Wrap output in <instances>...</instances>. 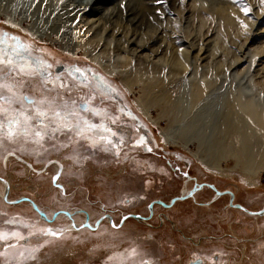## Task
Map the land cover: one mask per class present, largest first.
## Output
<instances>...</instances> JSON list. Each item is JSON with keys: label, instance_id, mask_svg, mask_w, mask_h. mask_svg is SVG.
Instances as JSON below:
<instances>
[{"label": "rangeland", "instance_id": "rangeland-1", "mask_svg": "<svg viewBox=\"0 0 264 264\" xmlns=\"http://www.w3.org/2000/svg\"><path fill=\"white\" fill-rule=\"evenodd\" d=\"M188 1L185 4L187 9L199 5L198 0ZM200 4L203 7L209 5L202 0ZM244 4L252 11L246 16L241 6L235 3L242 17L229 31L222 29V22L209 13L200 21L190 11L184 15L194 24L192 37L186 39L182 34H170L169 29L158 36L164 39L163 42L148 43L142 60L170 62L173 56H187L192 65L185 75L179 77L180 80L172 83L171 89L164 92L158 88L145 100L152 109L153 119L160 121L157 127L136 105L143 93L139 82L130 83L135 88H132L134 92H129L119 75H106L101 64L91 62L82 47L75 54L65 52L54 39L33 38L25 27L12 26L0 18V30L22 35L23 42L31 43L46 56L91 66L124 98L155 145L154 152H144L147 158L143 162L138 159L123 163L111 158L110 152H103L102 146L92 147L74 134L71 139L69 135L68 139L65 136L60 140L46 138L42 148L6 140L0 148V177L12 183L8 196L11 200L17 201L25 196L48 217L57 211H69L79 227L87 220L92 227H96L98 221L99 225L96 229L82 227L76 230L73 222L63 215L55 220L52 218V222L46 221L27 201L5 202L2 197L5 187L0 183V231L18 232L25 237L23 240L11 237L0 241V252L7 253L6 257H0V264L5 259L10 264H141L143 260L152 264H188L192 255L210 256L221 248L230 251L228 264H264L263 246L261 249L258 244L237 240L238 236L255 235L238 227L247 217L223 207L226 199L209 207L207 200L211 198V192L201 193V198L200 194L197 195V201H178L168 210L155 207V215L147 223L145 219L141 221L135 217L120 222L126 215L147 216L149 204L154 200H169L180 195L185 187L180 179L183 176L168 167L169 161H177L183 170H189L187 165L191 164L190 171L194 176L220 189H230L238 196L237 203H246L250 207L263 203L264 172H257L256 182L252 183L250 177L245 176V169L261 166L259 159L264 151L257 119L249 118L247 114L251 110L258 116L264 115V4L260 0H244ZM241 21L247 28L241 25ZM201 22L206 27L199 31ZM114 36L120 38L119 34ZM79 39H85L83 34ZM83 42L98 50L103 40L101 43L89 39ZM161 42L162 45L170 43L172 47L164 55L157 56L156 50ZM106 55L111 56L109 62L129 56L127 52L113 50L107 51ZM251 55L255 56L256 62L251 73L245 75V69L252 63ZM129 68L135 69V66L132 64ZM235 72L240 73L236 78ZM164 75L166 85L173 82L168 80L171 77L168 72ZM150 81L152 79L146 83ZM23 84L19 91H23ZM198 85L204 87L199 95L195 91ZM61 144L68 146L60 147ZM185 144L198 152L208 165L185 149L182 146ZM174 154L180 156L172 158ZM146 164H150L148 169L154 172H168L159 179L155 176V180L161 179V183L146 184ZM110 217L120 227L111 226ZM168 217L174 222L167 220L162 224L161 219ZM45 229H51L57 235H45L42 232ZM8 244L14 247H8ZM33 248L39 249L35 252V259L21 261L19 253L27 255V250ZM133 248L139 255H129Z\"/></svg>", "mask_w": 264, "mask_h": 264}, {"label": "bare ground", "instance_id": "bare-ground-1", "mask_svg": "<svg viewBox=\"0 0 264 264\" xmlns=\"http://www.w3.org/2000/svg\"><path fill=\"white\" fill-rule=\"evenodd\" d=\"M187 1L188 0H0V18L10 23L12 26L25 27L26 29H24L28 31L33 38H44L49 41L54 39L53 41L65 52L75 54L76 50H81L80 48L82 47V50L84 49L86 51L85 53L88 55L91 62H99L101 64L100 68L106 75H119L129 92H134L132 88H135V86H132V84L139 82L143 93L138 97L136 105L150 122L157 127L160 125V121L159 119H153L151 115L152 109L148 107L145 100L158 88L164 92L171 89L173 87L172 83L180 80L179 77L185 75L192 65L188 62L187 56H173L170 62L153 61V59L149 61L142 60V53L147 48L148 43H158L160 40L163 42L164 39H160L158 36L163 30L167 31L169 29L170 34H182L186 39L192 37L194 24L190 18L185 17L184 14L186 12L191 11L192 16L200 21L206 18L204 16L209 13L212 18L222 22L220 27L225 31L232 29L234 25H236V22L241 20L242 17V12L237 8L233 0H202L209 4L207 7H203V5L200 4L201 0H196L199 5H193L192 9H187L188 6H185ZM182 25H185V27ZM252 25H254V23H252ZM205 27L206 25L201 22L199 31L205 29ZM81 34L85 37L84 40L89 39L91 42L96 41L101 43L103 40L101 46L103 50H101V48L96 50L93 49L92 46L87 45V43L83 42L84 40L82 41L79 39ZM116 34H119V39L115 38L114 35ZM129 34L130 36H128ZM162 42L157 47V56L164 55L168 52V49L172 47L170 43L162 45ZM109 50L118 53L127 52L129 56L117 58L116 62H109L111 56L106 55ZM250 57L252 63L245 69V75L251 73L252 65L256 62L254 59L255 56L251 55ZM238 62L241 63L243 61L238 60ZM114 63H119V65L116 66ZM132 64L135 66V69L129 68ZM126 66H128L127 69ZM194 69L197 68L194 67ZM165 72H168L171 76L168 80H173V82L169 81L167 85L165 82ZM132 74L138 77L135 78V75L132 77ZM239 75L240 73L235 72L234 77L236 78ZM150 79H152V81L146 83V81ZM195 89L196 93L199 95L202 94L204 87L198 85ZM247 114L249 118L256 117V124L264 143V115L258 116L251 110H249ZM182 146L194 156L201 158L200 155L197 154L198 152L190 150L188 144ZM201 159L204 161L203 158ZM259 160L261 166L254 169H245V176L250 177L249 180L252 183L256 182L254 177L257 172H264V151L262 158ZM205 164L208 165L206 162ZM250 170H252V173H249ZM4 180L7 179L0 177V182H4ZM8 183L9 189L11 190L12 183ZM5 194L6 192L4 191V194H2L4 198ZM206 194L208 193L206 192ZM7 199L11 200L9 197ZM168 218H170L171 221L173 220L171 217ZM73 219L72 216V220ZM172 222H174V220ZM79 228L78 225L77 228L73 229L78 230Z\"/></svg>", "mask_w": 264, "mask_h": 264}, {"label": "flooded vegetation", "instance_id": "flooded-vegetation-1", "mask_svg": "<svg viewBox=\"0 0 264 264\" xmlns=\"http://www.w3.org/2000/svg\"><path fill=\"white\" fill-rule=\"evenodd\" d=\"M0 33L8 34L7 37H5L8 44H16L20 46L21 49L26 48L27 51L23 52L24 57L33 60V62L44 61L45 64L51 65V67L47 69V72L51 73V77L49 78V82L47 84V88L49 90L46 91L45 88L42 86V80L44 78L45 73H42L39 75L33 74L30 77L29 76H17L16 80L23 81L24 83L23 91H19L20 87H17L15 89L18 94L29 96L36 100H39L44 97L51 100L52 98L57 97V95L59 94V96L62 97L64 100L76 101L77 105H79L80 107L83 106L86 100H89L90 97L95 95V99L91 100V106L97 107V108H105L107 109V112L109 115L119 117L117 123L111 126L114 128V130L119 131V133L123 136L124 141H125V143L122 144L118 149L119 155H117L114 151H104L103 150V152H110V154H112L111 158L120 159L121 161H123V163L124 162L131 163L133 161H137L138 159H139V162H143L144 159L147 158L144 152H147V153L150 152L146 150L147 148H151V151L154 152L155 145L153 144V141L150 138L148 130L145 128L142 122L138 119V116L126 105V103L123 100L124 98L120 96L118 92H116L115 88L110 84V82L106 80L105 78H103L100 74H97L91 66L84 64V63H78L79 61H74V62L69 63L70 61L68 60L58 59L54 56L53 58L48 57L44 54L42 50L40 51L36 49V47L33 46L31 43L23 42L22 35L8 31V30L6 31L0 30ZM12 37H16V39L13 40ZM0 47H5V45L0 44ZM77 68L81 69L87 75L88 77L87 87H85L83 84L80 83L81 81H84L85 77L75 71V69ZM25 70L27 71V68ZM5 71H7V68H5ZM15 75L16 74L13 73V76ZM57 76H59L60 78L59 80L56 79ZM100 80L106 81L108 84L112 86V89H114V91H112L111 93H109L107 96L104 97L103 101H101V91H98L95 87L97 81H100ZM9 82H11V80ZM61 82L64 85H66L67 88L59 87ZM37 89H39V91H37ZM30 90H35V92L32 93L30 92ZM5 94L10 95V93H7V92H5ZM12 107H19V105H13ZM25 107L27 108L29 107V105L25 104ZM84 115H86L93 122H97V123L101 119V117H93L89 113H84ZM73 134L74 133H70L66 135L62 133H57L56 137L51 140H60L62 136H65L67 137L66 139H68V135L74 138ZM141 138L143 139L144 144L138 143V141L141 140ZM179 156L180 155L174 154L171 157L172 158L175 157L177 159V157ZM178 160L179 162H183V160L181 159H178ZM167 163H168L169 168H171L172 170L176 172H179L183 176L180 179L182 180V184L185 185V187L183 188V190H181V193L179 196L172 197L169 200H162V199L154 200L151 204H149V207H148L149 214L145 217H140L141 221L145 219L144 222L147 223V221H149L150 219H153L155 215V207H161L165 210H168V209H171L175 205V203L178 201H184L188 199H192V200L194 199L195 201H197V195L200 194L199 198H201L202 194H206V192L207 193L211 192L212 196L209 200H207L209 202L207 203L209 207H211L212 205L214 206L215 203L223 199H226L227 202L225 205H223V207H226V209L229 208L230 210L233 211V213H237L241 216L247 217V220L242 221L243 225L241 224V220H238L240 221L239 224H241V225H238V227L239 229H242V231L247 229V231H250L252 234H255V235L238 236L237 240L244 242V243L251 242L254 244H258L259 248L263 249L264 247V201L260 206L256 205V206H251V207L248 206V204L246 203H237V196L230 189H220L215 184H212L210 182H205V181L203 182L197 176H194L193 172L190 171L192 170L191 164L188 163L187 165L189 167V170H183L181 166L177 165L178 163L177 161H169ZM149 165L150 164L145 165L146 173L148 175V177L146 178V184L148 183L150 185V184L161 183L162 182L161 179L160 180L158 179L160 178L161 175H165L168 172L166 170L154 172L148 169ZM180 168L181 170H179ZM184 168L186 169V167ZM155 176H158V179L155 180ZM172 180L174 179L172 178ZM0 183L3 186H5L4 182L1 181ZM9 192H10V189H8V196H9ZM2 197L4 199L3 195ZM22 198H27V197L22 196ZM10 201H14V200H10ZM176 209L177 207L175 208V210ZM66 212L67 211H57L51 217H48L45 212L43 213L45 214V217L47 218V220L52 219V218L55 220L60 215H63V217L69 218V220L72 221L73 214L69 217L65 215ZM114 218L116 219V217ZM123 218L120 220V222L121 221L123 222L126 220ZM130 218H133V217H130ZM42 219L44 218L42 217ZM161 220L163 221L162 224H165L167 220L169 222H172L169 218L167 219L163 218ZM50 222H52V220ZM86 222L82 223L78 230H80L82 226L87 227L85 226ZM112 223L114 225H111V226L120 227V226H116L117 223L114 219L112 220L111 224ZM250 223L251 224L254 223L253 226H251ZM88 224L91 226L90 228L88 227V229H93L92 225L90 223ZM232 237H235V236H232ZM211 238L212 237H210V239ZM220 238L223 239L224 236ZM205 239H208V238H205ZM221 249L222 250H219L216 254H211L210 256L207 254L204 256L201 255L198 257L192 255L193 258L191 257L188 264H228L227 258L230 256L229 254L230 251L228 252L227 250H224V248H221Z\"/></svg>", "mask_w": 264, "mask_h": 264}, {"label": "snow or ice", "instance_id": "snow-or-ice-1", "mask_svg": "<svg viewBox=\"0 0 264 264\" xmlns=\"http://www.w3.org/2000/svg\"><path fill=\"white\" fill-rule=\"evenodd\" d=\"M233 2L241 6V11L246 16L252 11L251 7L244 4V0H233ZM260 2L264 4V0H260ZM241 25L247 28L243 21H241ZM7 35V33H0V44L5 45V47H0V148L4 146L6 140L10 143L23 142L42 146L46 138L53 139L57 133L66 135L74 133L76 138L89 142L92 147L100 145L104 151H114L119 155L118 149L125 141L119 131L114 130L111 126L117 123L119 117L109 115L105 108L91 106V100L95 99V95L86 100L83 106L80 107L76 101L64 100L59 94L51 100L46 97L36 100L17 93L15 89L23 83V81L16 80L17 76L30 77L33 74L39 75L42 73H45L42 86L46 91L49 90L47 84L51 73L47 72V69L51 65L45 64L44 61L33 62V60L24 57L23 52L27 49H21L16 44H8L5 39ZM12 39L15 40L16 37H12ZM5 68H7V71H5ZM75 71L85 77L84 81L80 83L87 87L88 77L85 72L79 68ZM13 73L16 75L13 76ZM56 79L59 80V76ZM10 80L11 82H9ZM59 87L67 88L62 82ZM95 87L98 91H101V101L114 91L112 86L103 80L97 81ZM5 92L10 93V95H6ZM25 104L29 107L26 108ZM5 105H8V107H5ZM13 105H19V107H12ZM84 113H89L93 117H101V119L98 123L93 122ZM138 143L144 144L143 139L141 138ZM67 146V144L60 145V147ZM146 150L151 151V148ZM124 219H127V217ZM7 223H14V221H8ZM42 232L45 235H57L51 229H45ZM11 237H16L19 240L25 239L18 232L5 233L0 231V241L9 240ZM8 247H14V245L8 244ZM38 250V248L27 250V255L20 252L19 258L21 261L35 259V252ZM129 255L137 256L139 253L133 248ZM6 256V252H0V257ZM2 264H10V262L5 259ZM141 264H152V262L143 260Z\"/></svg>", "mask_w": 264, "mask_h": 264}, {"label": "water", "instance_id": "water-1", "mask_svg": "<svg viewBox=\"0 0 264 264\" xmlns=\"http://www.w3.org/2000/svg\"><path fill=\"white\" fill-rule=\"evenodd\" d=\"M4 184H5V186L4 187H6V190H5V192H6V194H5V198H4V200L7 202V203H12V204H16V203H19L20 201H28L29 203H31V205H32V207L36 210V211H38V213L40 214V216H42V217H44L45 219H47L46 217H45V214L43 213V211H41L39 208H38V206L31 200V199H29V198H21V199H19V200H17V201H10V200H8L7 199V194H8V189H9V183H8V181L7 180H4ZM182 199H184V198H182ZM65 215H67V216H71V214L69 213V212H66V214ZM127 218H130V217H135V218H138L139 216H136V215H129V216H126ZM125 218V217H124ZM123 218V219H124ZM52 219H49V221H51ZM110 222H112V219H111V217H110ZM73 226H74V228H77L78 226L76 225V224H72ZM87 227H91L88 223H86L85 224ZM99 225V221H98V223L96 224V227ZM112 225H114L113 223H112ZM96 227H92L93 229H96Z\"/></svg>", "mask_w": 264, "mask_h": 264}, {"label": "trees", "instance_id": "trees-1", "mask_svg": "<svg viewBox=\"0 0 264 264\" xmlns=\"http://www.w3.org/2000/svg\"><path fill=\"white\" fill-rule=\"evenodd\" d=\"M104 210V209H103Z\"/></svg>", "mask_w": 264, "mask_h": 264}]
</instances>
